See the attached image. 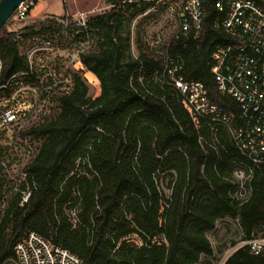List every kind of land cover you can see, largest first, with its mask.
I'll list each match as a JSON object with an SVG mask.
<instances>
[{
	"label": "trees",
	"instance_id": "1",
	"mask_svg": "<svg viewBox=\"0 0 264 264\" xmlns=\"http://www.w3.org/2000/svg\"><path fill=\"white\" fill-rule=\"evenodd\" d=\"M29 1L26 16L36 3ZM146 1L151 10L134 27L137 53L128 56L127 14ZM155 1L103 0L106 8L83 25L70 16H47L24 26L18 38L10 29L23 21L15 10L1 27L0 114L12 105L17 83L37 84L41 99L49 92L50 83L39 85V74L19 52L26 36L67 32L81 70L68 72L67 89L55 97L57 111L21 133L37 148L16 189L4 194L0 184V264L16 263L14 245L29 231L82 264H195L212 255L207 233L225 218L237 219L241 238L264 237V165L243 156L224 127L194 116L173 82L199 81L209 101L240 123L236 102L218 91L212 71L213 52L232 43L216 26L222 14L214 0H202L197 31L181 32L176 24L166 40L158 33L148 40L146 29L178 4ZM165 54L168 67L179 66L172 74ZM84 71L98 82V95ZM236 167L245 175L247 193L240 201L233 195ZM223 264L264 263L241 246Z\"/></svg>",
	"mask_w": 264,
	"mask_h": 264
},
{
	"label": "built area",
	"instance_id": "2",
	"mask_svg": "<svg viewBox=\"0 0 264 264\" xmlns=\"http://www.w3.org/2000/svg\"><path fill=\"white\" fill-rule=\"evenodd\" d=\"M32 5L33 1L22 2L16 9L17 20L25 19ZM214 8L222 14L216 26L220 24L232 43L219 46L213 52L215 65L212 71L218 91L236 102L240 123L236 124L232 114L209 101L199 81L175 78L174 86L185 97L194 116L208 120L213 127H224L243 156L254 165H264V0H214ZM201 16L202 0H178L175 23L181 32L188 31L190 27L197 31ZM158 41L157 35L153 43ZM169 63L171 58L165 54L167 72L172 74L179 69L178 64L168 67ZM15 114L16 109L11 105L0 114V118L3 123H10L15 119ZM236 187L234 198L243 200L247 193L243 179L238 181ZM28 194L24 193L23 201ZM262 234L240 237L216 264H223L241 246L247 247L251 254L261 256L264 263ZM14 251L16 264H82L76 254L52 244L35 231H29L17 240Z\"/></svg>",
	"mask_w": 264,
	"mask_h": 264
},
{
	"label": "rangeland",
	"instance_id": "3",
	"mask_svg": "<svg viewBox=\"0 0 264 264\" xmlns=\"http://www.w3.org/2000/svg\"><path fill=\"white\" fill-rule=\"evenodd\" d=\"M135 6L127 14V17L130 18V26L125 29V34L128 32L129 46L126 54L132 57L137 53L134 41L135 24L144 13L148 12V8L151 10L152 7L151 1L139 4L137 10ZM105 8L103 0H36L28 16L19 24L13 22L10 29L15 32L18 38L19 35L24 34V26L44 20L47 16L60 18L70 16L76 23L80 22L78 24L83 25L88 17L99 14ZM141 9L144 10V13L139 14ZM133 14H135L134 17H132ZM175 25V8L169 6L161 18L146 29L147 39L150 40L153 34L158 33L166 40ZM74 46L71 44V36L67 32H61L54 35L26 36L19 47V52L27 56L30 64L39 74L38 84L41 85L45 82L50 84L46 85V90L49 91L47 97L41 99L37 84L17 83L11 97L12 106L16 109L15 119L10 123H3L0 118V184L3 193L7 187L12 186L14 189L18 187L23 177L21 168L32 158L37 148V141L29 136L21 135L22 131L37 124L45 117H51L57 111L55 97L67 89L68 72L81 70ZM83 76L91 87V93L98 95V82L95 77L86 71ZM2 102L3 98L0 96V103ZM3 106L5 105H0L1 108ZM244 176L242 168L234 169L233 177L237 183L244 179ZM3 206L4 204L0 206V210ZM66 214L74 217L75 212L66 210ZM207 237L213 247V253L208 257L201 256L195 264H216L232 246L230 242L240 239L241 233L237 219L217 220L214 227L207 233ZM220 247H224L223 253L219 252ZM3 264L16 263L5 261Z\"/></svg>",
	"mask_w": 264,
	"mask_h": 264
},
{
	"label": "water",
	"instance_id": "4",
	"mask_svg": "<svg viewBox=\"0 0 264 264\" xmlns=\"http://www.w3.org/2000/svg\"><path fill=\"white\" fill-rule=\"evenodd\" d=\"M24 1L26 0H0V29Z\"/></svg>",
	"mask_w": 264,
	"mask_h": 264
}]
</instances>
